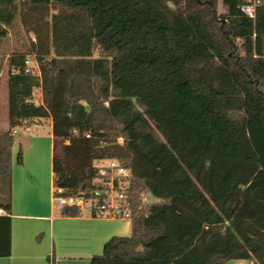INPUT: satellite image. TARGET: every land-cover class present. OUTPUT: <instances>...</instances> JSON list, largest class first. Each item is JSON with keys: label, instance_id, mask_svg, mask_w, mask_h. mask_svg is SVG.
I'll list each match as a JSON object with an SVG mask.
<instances>
[{"label": "trees", "instance_id": "1", "mask_svg": "<svg viewBox=\"0 0 264 264\" xmlns=\"http://www.w3.org/2000/svg\"><path fill=\"white\" fill-rule=\"evenodd\" d=\"M222 2L227 13L218 0H0V37L18 14L36 34L8 56L0 208L11 213L14 131L51 117L63 195L93 196L95 161L131 170L132 233L90 264H264V0L254 18L247 0ZM31 55L39 74L24 71ZM143 194L157 201L136 212ZM11 253L0 214V257Z\"/></svg>", "mask_w": 264, "mask_h": 264}, {"label": "crops", "instance_id": "2", "mask_svg": "<svg viewBox=\"0 0 264 264\" xmlns=\"http://www.w3.org/2000/svg\"><path fill=\"white\" fill-rule=\"evenodd\" d=\"M20 25L24 32L23 24ZM24 50L10 49L4 56L0 55V132L10 127L8 56L13 51ZM31 59L34 65L37 64L34 55ZM33 98L37 103L42 102L41 87L34 89ZM43 119H47L51 128L48 138L39 133H30L38 131ZM53 139L51 117L28 119L14 131L11 213L0 208V214L12 218V253L0 257V264H90V258L102 253L109 238L127 236L132 232L131 220L95 217L83 208L81 214L70 216L64 213V206L56 205L52 168ZM46 150L48 156L45 155ZM19 152L22 153L21 163L18 162ZM46 158L48 166L45 175L41 165H45ZM45 190L48 196H44ZM231 264L253 262L237 260Z\"/></svg>", "mask_w": 264, "mask_h": 264}, {"label": "built area", "instance_id": "3", "mask_svg": "<svg viewBox=\"0 0 264 264\" xmlns=\"http://www.w3.org/2000/svg\"><path fill=\"white\" fill-rule=\"evenodd\" d=\"M262 3L263 0H247L241 6V10L247 16L254 18L256 7ZM33 65L32 59L28 57L25 61L24 71L30 74H39L38 63L35 64L38 71L33 68ZM94 169L93 180L97 188L94 190L93 196L88 200L75 195L65 196L62 194L63 188L54 186V196H57L59 204L61 206H78L88 210L90 215L95 217L132 220L135 212L134 202L129 194L131 170L114 158L95 161ZM150 198V195L143 194L136 212L149 204Z\"/></svg>", "mask_w": 264, "mask_h": 264}, {"label": "rangeland", "instance_id": "4", "mask_svg": "<svg viewBox=\"0 0 264 264\" xmlns=\"http://www.w3.org/2000/svg\"><path fill=\"white\" fill-rule=\"evenodd\" d=\"M18 1H20V0H18ZM217 10L220 13H227V11H228L227 7L223 4L222 0H218ZM52 12H55V11L51 10L48 14H44V12L41 11L42 14L48 15V19H47L48 21L39 22V24L36 25V27L38 29H43V28L45 29V25H46L45 22L46 23L50 22V17H51ZM21 22H22L21 21V14H18L16 16V18L13 20L12 24L10 26H8L9 29H8L7 35L0 37V55L1 56L2 55L4 56L6 54V52L9 51L10 49H26V50H29V49H31L32 44L36 41V34L33 31H29V29H27L24 25H22L24 28V32L21 31V25H20V24H22ZM35 22L36 21L34 19H30V24L31 23L34 24ZM101 54H102L101 49L99 46H97L95 48V51H94V56H100ZM31 57H32V55H31ZM0 59H1V57H0ZM33 68L36 71H38V69L36 68L35 65H33ZM6 76H7V74L5 73L4 78H6ZM0 114H1V109H0ZM37 129H38V131L30 132V133H33V134L39 133L40 135L47 137V138L50 136L51 128H50V125H49V122L47 121V119H43V123H41ZM45 155L48 156L47 150L45 152ZM47 161L48 160L46 158L45 165L44 164L41 165L42 166L41 171H44L45 175H46L47 166H48ZM71 169H73L72 172H77V173L79 170H81V169H78V167H76V166L71 167ZM27 191L31 192L30 189H27ZM47 194H48V191L45 190L44 196H48ZM150 199L153 202L157 201V199L155 197H152V196ZM54 200H55V203L57 206H61L58 202L57 196H54ZM233 262H236V261H231L228 264H231Z\"/></svg>", "mask_w": 264, "mask_h": 264}]
</instances>
